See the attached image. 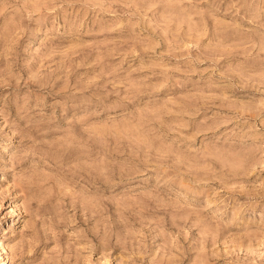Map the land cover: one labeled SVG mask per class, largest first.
Masks as SVG:
<instances>
[{"label": "rangeland", "instance_id": "obj_1", "mask_svg": "<svg viewBox=\"0 0 264 264\" xmlns=\"http://www.w3.org/2000/svg\"><path fill=\"white\" fill-rule=\"evenodd\" d=\"M0 264H264V0H0Z\"/></svg>", "mask_w": 264, "mask_h": 264}]
</instances>
